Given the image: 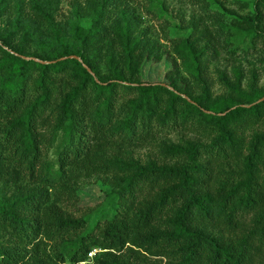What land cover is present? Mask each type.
I'll return each instance as SVG.
<instances>
[{
	"label": "trees",
	"instance_id": "trees-1",
	"mask_svg": "<svg viewBox=\"0 0 264 264\" xmlns=\"http://www.w3.org/2000/svg\"><path fill=\"white\" fill-rule=\"evenodd\" d=\"M83 1L60 23V0H0V264H264V92L208 77L264 57V0L194 23L167 82L123 0Z\"/></svg>",
	"mask_w": 264,
	"mask_h": 264
},
{
	"label": "rangeland",
	"instance_id": "rangeland-1",
	"mask_svg": "<svg viewBox=\"0 0 264 264\" xmlns=\"http://www.w3.org/2000/svg\"><path fill=\"white\" fill-rule=\"evenodd\" d=\"M45 3V0H41ZM256 0H123L128 12V20L139 25L146 36L159 47L162 59L148 62L144 68V80L149 82H167L166 74L174 65L176 56L172 47L177 40L187 37L193 30L192 25L200 19L206 21L210 12L224 14L229 11L238 16L251 15ZM29 11L30 0H25ZM29 3V4H28ZM76 5H84L83 0H60L57 22L63 23L72 18ZM207 10V11H206ZM215 17V15H214ZM248 59L231 60L221 54L213 58L208 68V77L212 82L211 90L214 97L226 96L231 90L219 78V72L227 75L231 82L236 81V73L242 75V91L250 92L255 81L257 90L264 92V57L259 51L251 52ZM256 79H253V75ZM138 156L145 160L154 156L149 150L138 151ZM110 191L100 179L94 178L82 182L79 195L82 202L90 207L99 204V198ZM98 201V202H97ZM96 208V207H95ZM102 214V209L94 210L92 223Z\"/></svg>",
	"mask_w": 264,
	"mask_h": 264
},
{
	"label": "built area",
	"instance_id": "built-area-1",
	"mask_svg": "<svg viewBox=\"0 0 264 264\" xmlns=\"http://www.w3.org/2000/svg\"><path fill=\"white\" fill-rule=\"evenodd\" d=\"M97 251H99V250H94L93 252H91V253L89 254V256L92 258V257L95 255V253H96Z\"/></svg>",
	"mask_w": 264,
	"mask_h": 264
}]
</instances>
